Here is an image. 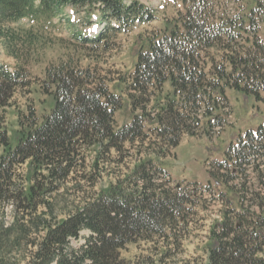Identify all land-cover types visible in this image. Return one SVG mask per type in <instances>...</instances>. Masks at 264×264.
Wrapping results in <instances>:
<instances>
[{
	"label": "trees",
	"instance_id": "1",
	"mask_svg": "<svg viewBox=\"0 0 264 264\" xmlns=\"http://www.w3.org/2000/svg\"><path fill=\"white\" fill-rule=\"evenodd\" d=\"M175 1L183 9L160 19L139 0H0L1 46L16 62L10 68L0 61V246L20 228L32 237L25 264H168L172 247L183 244L182 230L191 227L187 211L208 194H218L225 208L211 224L204 255L185 264H264V124L209 165L215 184L173 186L164 167L184 136L208 135L224 123L229 90L242 104L264 103V0H226L236 5L232 12L218 10V0ZM67 6L84 19L56 22ZM25 19L27 27L16 26ZM156 20L161 27L134 35L132 69L113 90L100 69L103 53L121 34ZM63 22L73 29L70 38L53 35ZM94 25L100 29L90 33ZM56 44L63 53L39 82L49 110L17 108V128L9 131L6 109L16 106L18 93L30 92L31 65ZM123 108L132 116L119 126ZM111 161L121 163L120 171L110 170ZM247 165L258 172L257 190L234 184L248 181ZM105 174L113 181L92 194L84 190ZM70 182L77 202L60 215L54 196ZM85 230L83 242L71 247ZM141 242L153 253L142 260L122 255Z\"/></svg>",
	"mask_w": 264,
	"mask_h": 264
},
{
	"label": "rangeland",
	"instance_id": "2",
	"mask_svg": "<svg viewBox=\"0 0 264 264\" xmlns=\"http://www.w3.org/2000/svg\"><path fill=\"white\" fill-rule=\"evenodd\" d=\"M132 1V0H126ZM150 9H152L157 16L162 19L165 17H173L175 14L183 9L182 3L175 0H139ZM220 7L218 10H222L227 7L228 11L232 12L236 9L235 4L226 5V0H218ZM225 4V6H224ZM65 9V8H64ZM63 13L60 12L56 22L59 21L61 16L64 18L66 14H70L69 10H64ZM84 12L80 11L73 18L79 22L84 19ZM29 25L27 19L19 23V27H27ZM162 26L161 21H155L149 24L137 25L131 33L121 34L118 36L117 44L114 45L112 50L103 53L102 61L100 62V69L102 73L106 75L107 79H113L109 82L112 89H115V84L119 81L122 75L132 69L134 63V56L132 54V45L134 41V35L138 33H147L154 31ZM82 30V27H76ZM84 28V27H83ZM89 31L92 32L97 30V27H88ZM53 35L63 36L70 38L73 29H70L65 22L63 24H58V26L52 28ZM261 34H264V29ZM63 53V49L59 44L53 45L47 48L41 61L31 65L32 75L34 76L35 82L33 83L30 92L23 91L16 95L14 101L16 106L8 107L6 109V122L5 125L9 131H14L17 128V108L26 109L28 103H32L37 108L38 113L41 115L49 110L51 104V99L46 97L40 87V79L44 77L45 67L51 62L57 60ZM0 61H2L7 66H14L15 60L9 57L0 41ZM229 100L227 106L225 107L226 120L220 126L215 128L210 134L202 135L199 137L184 136L181 143L174 149L173 153L167 157L164 167L170 172L171 184L173 186H184L189 182H198L202 184H207L210 181L216 183L215 179L212 180V175L208 171L207 166L211 162H216L217 160L223 159L225 151L228 149L231 143H236L237 138L240 135H245L247 131H256L261 123H264V103L251 100L247 104H242L241 100L233 91L228 92ZM131 112L126 108L118 110L116 113V120L119 126L130 122ZM244 136H242L243 138ZM255 138V137H254ZM253 138V139H254ZM244 140V139H243ZM264 144V138L263 142ZM256 145H258L256 143ZM132 153L134 151L132 150ZM260 155V169L264 170V152L259 153ZM113 157L121 158L119 155L112 153ZM119 156V157H118ZM90 159V156H89ZM133 158H126L124 163L131 162ZM257 163V162H256ZM214 164V163H213ZM121 163L116 161H111L110 170L120 171ZM216 171H219V167L215 165ZM247 174L249 175L248 181L244 182L243 179H236L234 184L238 188L248 186L247 188L259 189L258 186V172L255 170L253 165H247ZM112 176H103V179L98 182V186L95 188H90L88 186L84 187L88 194H92L94 191L100 189L102 185H107L113 181ZM185 180V181H183ZM72 181V180H71ZM74 181V180H73ZM233 183V182H232ZM71 182L67 185L66 189L61 190V192L54 196L55 206L59 211L60 215L63 212H68L77 202L76 191L71 188ZM207 201L200 206H191V209L187 211L189 214L188 218L191 220V227L182 230V234L185 235L183 244L181 247L174 249L172 251L175 253L174 256L167 260L168 264H185L187 262H193L202 255H204L203 247L207 242L209 236L211 224L220 220L222 217V210L225 208L224 202L220 200L218 194H208ZM235 201H237V198ZM249 200L246 202V206H251L252 200L249 196ZM239 209V206H238ZM252 210L259 211V207L254 205ZM1 218V215H0ZM7 223L12 222V217L10 212L6 218ZM90 232L85 230L82 232L79 239H71L70 246L78 247L86 235ZM17 237H20L16 240ZM28 235L20 232L19 229H14L12 231L10 241L7 246H0V260L5 261L7 264H25L29 254L31 246L28 245ZM16 241V242H15ZM157 255L160 256L162 253V246L158 247ZM174 249V250H173ZM154 248H151L148 243H138L131 244L126 249L122 251V255L128 259H140L142 260L146 255L153 253ZM262 257L264 258V248L262 252ZM156 257V256H155Z\"/></svg>",
	"mask_w": 264,
	"mask_h": 264
}]
</instances>
